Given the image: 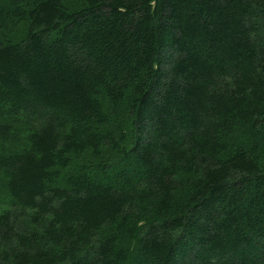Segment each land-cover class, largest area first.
I'll use <instances>...</instances> for the list:
<instances>
[{"label": "trees", "instance_id": "16d2710c", "mask_svg": "<svg viewBox=\"0 0 264 264\" xmlns=\"http://www.w3.org/2000/svg\"><path fill=\"white\" fill-rule=\"evenodd\" d=\"M0 264H264V0H0Z\"/></svg>", "mask_w": 264, "mask_h": 264}]
</instances>
